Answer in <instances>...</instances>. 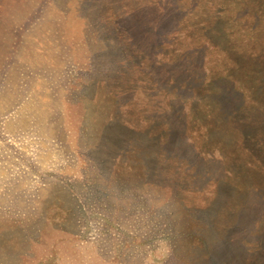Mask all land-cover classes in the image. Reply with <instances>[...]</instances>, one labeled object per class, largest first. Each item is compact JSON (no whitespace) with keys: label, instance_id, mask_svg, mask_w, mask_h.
Returning a JSON list of instances; mask_svg holds the SVG:
<instances>
[{"label":"rangeland","instance_id":"rangeland-1","mask_svg":"<svg viewBox=\"0 0 264 264\" xmlns=\"http://www.w3.org/2000/svg\"><path fill=\"white\" fill-rule=\"evenodd\" d=\"M161 1L0 0V264H264V131L177 179L123 126L160 113L129 40Z\"/></svg>","mask_w":264,"mask_h":264},{"label":"trees","instance_id":"trees-1","mask_svg":"<svg viewBox=\"0 0 264 264\" xmlns=\"http://www.w3.org/2000/svg\"><path fill=\"white\" fill-rule=\"evenodd\" d=\"M143 9L140 31L131 29L129 40V54L140 56L132 87H154L162 106L140 120L134 99L123 126L146 136L156 162L177 179L211 161L221 168L218 154L210 159L213 132L264 131V0H162ZM212 89L235 101L216 103ZM201 173L200 181L208 179ZM10 228L0 222L1 232Z\"/></svg>","mask_w":264,"mask_h":264}]
</instances>
